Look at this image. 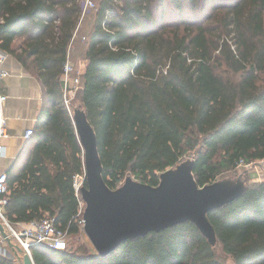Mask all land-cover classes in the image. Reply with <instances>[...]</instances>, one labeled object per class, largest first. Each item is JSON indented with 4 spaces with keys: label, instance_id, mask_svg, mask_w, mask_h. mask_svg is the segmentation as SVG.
<instances>
[{
    "label": "trees",
    "instance_id": "16d2710c",
    "mask_svg": "<svg viewBox=\"0 0 264 264\" xmlns=\"http://www.w3.org/2000/svg\"><path fill=\"white\" fill-rule=\"evenodd\" d=\"M94 1L85 12L86 0H0V51L37 77L46 97L33 149L21 156L25 167L7 172V217L17 225L51 216L69 237L83 232L73 184L84 153L65 104L68 60V88L78 80L72 106L95 130L111 189L130 175L157 186L187 156L200 187L233 175L240 161L264 160V0ZM207 217L215 246L188 221L106 257L40 245L32 257L35 264H264V181ZM18 259L0 252V264Z\"/></svg>",
    "mask_w": 264,
    "mask_h": 264
},
{
    "label": "water",
    "instance_id": "95a60500",
    "mask_svg": "<svg viewBox=\"0 0 264 264\" xmlns=\"http://www.w3.org/2000/svg\"><path fill=\"white\" fill-rule=\"evenodd\" d=\"M71 116L87 173V185L81 190L85 203L83 232L99 256L106 257L128 240L188 221L196 224L212 246L216 245L217 235L207 214L245 193L243 175L200 187L192 157L162 173L157 186L127 176L120 187L111 189L103 177L97 136L86 111L77 105ZM0 232L15 255L22 257L23 264H35L32 256L13 243L1 222Z\"/></svg>",
    "mask_w": 264,
    "mask_h": 264
},
{
    "label": "crops",
    "instance_id": "0c3cea01",
    "mask_svg": "<svg viewBox=\"0 0 264 264\" xmlns=\"http://www.w3.org/2000/svg\"><path fill=\"white\" fill-rule=\"evenodd\" d=\"M0 53L5 55L0 66L9 73L7 78L0 81V91L7 96L4 115L9 132V136L1 141L4 156L0 158V173L7 174L11 168L19 173L27 163L26 159L21 160V156H28L34 146L32 136L27 139L25 133L36 130L41 122L46 97L37 77L27 72L13 55ZM0 250L6 253L4 248Z\"/></svg>",
    "mask_w": 264,
    "mask_h": 264
},
{
    "label": "built area",
    "instance_id": "2783aa9c",
    "mask_svg": "<svg viewBox=\"0 0 264 264\" xmlns=\"http://www.w3.org/2000/svg\"><path fill=\"white\" fill-rule=\"evenodd\" d=\"M91 8H95L94 3L91 0L85 2V12ZM5 55L0 53V64L4 61ZM74 71L73 64L68 60L64 65V82H65V104L70 108L71 98L75 95L78 89V80H75V85L71 84V74ZM9 73L0 66V81L7 78ZM68 95H67V94ZM7 101V96L0 91V158L4 156L3 146L1 145L2 139L9 136L7 128V120L4 115V105ZM70 110V109H69ZM34 131L29 130L25 133V138L29 139L33 135ZM251 164H245L244 161H240L239 167H248ZM87 180V173L84 166L83 174H77L74 177V190L79 200L78 214L76 220L79 221L83 230L84 219L83 213L85 210V203L81 198V190L85 186L84 183ZM9 187L7 184V174L0 173V222L4 226L9 237L13 239L19 247L30 256H32V247L36 245L46 246L55 250H66L69 240V230L63 229L57 225L56 219L51 216H45L42 219H36L25 224H14L7 217L6 207L9 202ZM6 240L0 232V243H5Z\"/></svg>",
    "mask_w": 264,
    "mask_h": 264
},
{
    "label": "rangeland",
    "instance_id": "374dc122",
    "mask_svg": "<svg viewBox=\"0 0 264 264\" xmlns=\"http://www.w3.org/2000/svg\"><path fill=\"white\" fill-rule=\"evenodd\" d=\"M92 1L95 3L94 0H92ZM91 9H94V8H91ZM81 65H82V62H79L78 64H76V66L78 68H80V70L82 67ZM73 99H74V96L71 98L70 108H69L70 110H72L74 106L79 105V104L75 103L74 106H72L73 105L72 104ZM192 157L193 156H187L185 158V160L192 158ZM246 168L249 169L248 174L245 175V173H246L244 171L245 169L238 167L237 168L238 170L233 175H231L229 177L234 178V177H238L240 175H243V177L245 178V180L247 182V185L253 184V183H260V182L264 181V160L251 163V165H249ZM131 177H133V176H131ZM133 179H135V178L133 177ZM12 241L15 245H18L13 239H12ZM68 245H69L70 250H76L77 248H83V249H87L88 253H91L94 250V248L92 247V244L90 243L89 239L87 238V236L85 235L84 232H82V233L79 232L77 235H70L69 240H68ZM0 248H4L6 250V253H4V252L2 253L3 255H6L11 259H13L14 257H17L7 242L0 243ZM0 252H2V251L0 250ZM18 258H19L18 263L23 264L22 257H18Z\"/></svg>",
    "mask_w": 264,
    "mask_h": 264
}]
</instances>
